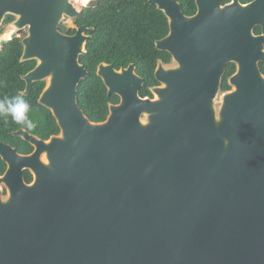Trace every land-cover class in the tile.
<instances>
[{"label":"water","instance_id":"1","mask_svg":"<svg viewBox=\"0 0 264 264\" xmlns=\"http://www.w3.org/2000/svg\"><path fill=\"white\" fill-rule=\"evenodd\" d=\"M101 1L0 0V29L15 19L0 51L22 38L21 63H37L23 96L46 83L39 104L61 131L15 133L31 155L0 142V264H264V0H196L193 17L149 0L168 20L156 48L171 63L158 64L154 99L134 64H101L121 102L94 123L78 102L94 29L61 26Z\"/></svg>","mask_w":264,"mask_h":264},{"label":"trees","instance_id":"2","mask_svg":"<svg viewBox=\"0 0 264 264\" xmlns=\"http://www.w3.org/2000/svg\"><path fill=\"white\" fill-rule=\"evenodd\" d=\"M148 1L103 0L98 8H85L74 21L77 27L94 29L86 54L80 59L90 76L81 83L78 90L79 106L94 123L105 122L110 114V105L119 103L117 96H108L107 88L97 76L101 64L112 65L118 71L134 64L137 74L145 80V86L141 90V96L145 98L151 95L149 87L159 84L154 77L158 61L171 63L172 57L156 48V42L169 35L168 20L157 7L147 5ZM177 1L181 2L187 15L196 12L195 0ZM250 1L241 0L243 4ZM12 21L14 18L10 16L5 23ZM61 30L69 35L76 33L75 29L67 28L64 24ZM22 55L20 38L11 41L0 51V100L22 96L31 105L29 116L36 126L28 129L15 123L10 116L0 115V138H11L12 132L23 128L47 140L53 135H59L61 131L51 111L39 104L45 83H36L29 96L21 95L20 92L25 90L22 77L36 67L35 61L21 63ZM261 70L264 74V63L261 64ZM235 72L236 65H228L223 79V91L231 89L228 79ZM24 147L29 149L28 144ZM24 177L27 183L33 181L29 172H25Z\"/></svg>","mask_w":264,"mask_h":264},{"label":"flooded vegetation","instance_id":"3","mask_svg":"<svg viewBox=\"0 0 264 264\" xmlns=\"http://www.w3.org/2000/svg\"><path fill=\"white\" fill-rule=\"evenodd\" d=\"M94 1V0H93ZM103 1V0H102ZM101 1V2H102ZM240 1V3L241 4H243L242 2H241V0H239ZM256 0H251L250 2H247L246 4H243V5H248V4H250V3H253V2H255ZM232 3V0H222V5H228V4H231ZM179 4H180V6H181V9H182V12H183V14L185 15V16H187V17H193V16H195L196 14H197V11H198V9H197V5H196V0H195V7H196V12L193 14V15H187L185 12H184V10H183V6H182V4H181V2H179ZM14 21H15V19H14ZM14 21H12V22H14ZM75 20H72V22H73V24H74V26H75V30H77L79 27H77L76 26V24H75V22H74ZM12 22H10V23H12ZM10 23H5V25H9ZM67 28H70V27H68V26H66ZM71 29V28H70ZM62 31V30H61ZM63 32V31H62ZM255 35H257V36H261L262 34H263V28L261 27V26H258V27H256L255 28ZM63 33H65V32H63ZM65 34H67V33H65ZM67 35H69V34H67ZM70 36H72V35H70ZM20 39H22V38H20ZM159 62H162V63H164L162 60H159L158 61V64H159ZM158 64H157V68H158ZM165 64V63H164ZM261 64H263V63H261ZM261 64H260V68H261ZM36 65H37V63H36ZM157 68H156V70H157ZM156 70H155V73H156ZM236 71H237V68H236ZM262 71V70H261ZM155 73H154V77H155ZM236 73V72H235ZM263 73V72H262ZM264 75V74H263ZM24 77V76H23ZM23 77H22V79H23ZM142 78V77H141ZM156 79V78H155ZM157 81V80H156ZM46 84V83H45ZM144 86H145V84H144ZM158 86H160V84H158V85H155V86H151V87H149V90H150V93H151V95H148L147 97H145V98H149V99H154V95L152 94V88H154V87H158ZM46 87V86H45ZM222 87H223V85H222ZM25 90H26V83H25ZM25 90L24 91H21L20 93H21V95H23V93L25 92ZM222 91H223V89H222ZM224 92H226V91H224ZM140 95H141V92H140ZM114 96H116V95H114ZM118 98H119V103H117V104H111V105H119L120 104V102H121V99H120V97L119 96H117ZM142 97V96H141ZM143 98V97H142ZM110 105V106H111ZM23 129V128H22ZM22 129H19L18 131H20V130H22ZM23 130H26V129H23ZM18 131H14V132H12L11 133V138H0V142L1 143H3V144H5V145H7V146H10L11 148H13L18 154H20V155H31L33 152H34V148L29 144V143H27V142H25L22 138H18V137H16L15 136V133H17ZM26 131H28V130H26ZM30 134H32V135H34V136H36V137H38L39 139H41V140H44V141H48V140H50L51 139V137H53V136H55V135H53V136H51L49 139H47V140H45V139H42V138H40L39 136H37V135H35V134H33V133H31L30 131H28ZM25 144H28L29 145V149H27V150H29L28 152H27V150L25 149V147H24V145ZM31 149V150H30ZM7 170H8V165H7V163L2 159V157L0 156V176L2 177V176H4L5 175V173L7 172ZM3 194L4 195H6L7 194V192H6V190H4V192H3Z\"/></svg>","mask_w":264,"mask_h":264},{"label":"clouds","instance_id":"4","mask_svg":"<svg viewBox=\"0 0 264 264\" xmlns=\"http://www.w3.org/2000/svg\"><path fill=\"white\" fill-rule=\"evenodd\" d=\"M31 105L20 95L0 100V115L10 116L11 119L28 129L36 125L29 116Z\"/></svg>","mask_w":264,"mask_h":264},{"label":"rangeland","instance_id":"5","mask_svg":"<svg viewBox=\"0 0 264 264\" xmlns=\"http://www.w3.org/2000/svg\"><path fill=\"white\" fill-rule=\"evenodd\" d=\"M91 1H93V0H91ZM95 1V0H94ZM64 25H66V26H68V27H70L71 29H75V26H74V24H73V22H72V20H65V22L63 23ZM10 34V36H11V34H12V31H8V25H5L4 24V26L0 29V40L2 39V38H4V37H7L8 35Z\"/></svg>","mask_w":264,"mask_h":264},{"label":"bare ground","instance_id":"6","mask_svg":"<svg viewBox=\"0 0 264 264\" xmlns=\"http://www.w3.org/2000/svg\"><path fill=\"white\" fill-rule=\"evenodd\" d=\"M72 1L76 5H78V6H84V7H86L90 2H92L91 0H72ZM9 37H10V34L6 38H9Z\"/></svg>","mask_w":264,"mask_h":264}]
</instances>
